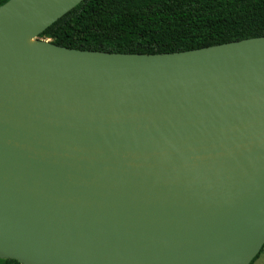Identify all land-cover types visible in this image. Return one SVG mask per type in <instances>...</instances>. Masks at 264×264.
Segmentation results:
<instances>
[{"label":"water","instance_id":"1","mask_svg":"<svg viewBox=\"0 0 264 264\" xmlns=\"http://www.w3.org/2000/svg\"><path fill=\"white\" fill-rule=\"evenodd\" d=\"M40 42L79 63L0 47V258L250 264L264 245V36L164 53Z\"/></svg>","mask_w":264,"mask_h":264},{"label":"trees","instance_id":"2","mask_svg":"<svg viewBox=\"0 0 264 264\" xmlns=\"http://www.w3.org/2000/svg\"><path fill=\"white\" fill-rule=\"evenodd\" d=\"M258 36L264 0H83L39 35L68 48L116 53L177 52ZM263 251L264 245L250 264Z\"/></svg>","mask_w":264,"mask_h":264},{"label":"bare ground","instance_id":"3","mask_svg":"<svg viewBox=\"0 0 264 264\" xmlns=\"http://www.w3.org/2000/svg\"><path fill=\"white\" fill-rule=\"evenodd\" d=\"M77 0H15L14 10L6 11V26L0 28V47L11 58L17 53L25 60H48L76 68L79 60L40 42L38 32L51 23L71 2Z\"/></svg>","mask_w":264,"mask_h":264},{"label":"rangeland","instance_id":"4","mask_svg":"<svg viewBox=\"0 0 264 264\" xmlns=\"http://www.w3.org/2000/svg\"><path fill=\"white\" fill-rule=\"evenodd\" d=\"M254 264H264V251L261 253L260 257L256 260Z\"/></svg>","mask_w":264,"mask_h":264}]
</instances>
